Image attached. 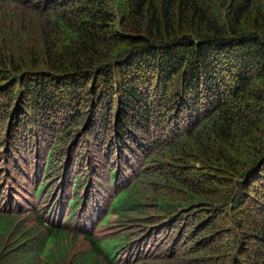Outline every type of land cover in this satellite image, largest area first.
Here are the masks:
<instances>
[{"label":"trees","instance_id":"obj_1","mask_svg":"<svg viewBox=\"0 0 264 264\" xmlns=\"http://www.w3.org/2000/svg\"><path fill=\"white\" fill-rule=\"evenodd\" d=\"M0 264H264V0H0Z\"/></svg>","mask_w":264,"mask_h":264}]
</instances>
